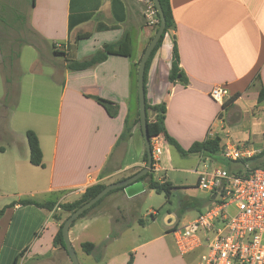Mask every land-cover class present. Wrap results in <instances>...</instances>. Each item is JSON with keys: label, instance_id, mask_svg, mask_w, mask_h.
Masks as SVG:
<instances>
[{"label": "crops", "instance_id": "crops-1", "mask_svg": "<svg viewBox=\"0 0 264 264\" xmlns=\"http://www.w3.org/2000/svg\"><path fill=\"white\" fill-rule=\"evenodd\" d=\"M14 1L27 8L30 31L27 42L31 48L37 45L40 53L25 61L19 80L18 110L25 114L19 122L23 136L12 129L9 119L0 120V178L17 190L30 188L28 193L32 196L45 194L56 203L55 210H60L59 205L73 196L77 200L87 188L111 184L115 178V182L121 181L144 167L146 148L140 147V138L142 141L144 138L139 127H133L128 140L121 141L120 137L127 119L136 117L133 65L141 59L156 27L145 24L144 5L139 0ZM171 9L176 22L174 34L180 68L189 84L169 81L173 40L167 35L149 70L147 101L153 105L166 104L167 131L185 150L196 142L220 136L213 130L218 121L224 120L225 112L242 103L247 108L248 133L244 139H234L238 132L228 126V141L261 152L264 143L258 142L261 139L264 142V101L259 102L260 91L264 89V0H171ZM84 35L90 37L77 41L78 36ZM125 36L132 41L130 53H109L104 62L83 71L69 70L65 55H61L63 60L58 63L56 58L52 63L43 62L44 48L54 50L59 45L58 52L85 61L105 45L115 44ZM216 85L228 88V101L236 98L226 111L223 104L210 97ZM26 94L38 96V101L32 103ZM93 97L117 104V115L110 117ZM28 130L39 138L43 167L30 163ZM134 145L139 147V153L129 160ZM171 159V150L167 149V161ZM142 193L131 197L124 189L113 193L101 203L99 212L105 215L118 211V201L133 200ZM20 194L22 191L17 193ZM52 214L33 205L8 208L0 219V264H15L17 256L27 248L20 264L29 259H36L38 264H67L68 253L53 244L60 223L51 218ZM101 215L77 222L70 229L73 246L76 240L80 241L79 236L73 237L74 233ZM119 224L129 231L130 223ZM176 224L174 216L171 225ZM164 239L165 235L146 240L122 255L111 253L109 259L100 258L97 263L128 264L129 254L133 257L132 264L198 263L200 251L180 256L175 244L169 247Z\"/></svg>", "mask_w": 264, "mask_h": 264}, {"label": "rangeland", "instance_id": "rangeland-1", "mask_svg": "<svg viewBox=\"0 0 264 264\" xmlns=\"http://www.w3.org/2000/svg\"><path fill=\"white\" fill-rule=\"evenodd\" d=\"M26 9L25 6L22 7L19 1L0 0V120L3 122V119H9L12 129L18 134H22V136L24 132L23 128L19 129V122L25 114L21 115L18 110L21 102L19 80L24 72L25 61L27 62L31 57H36L40 53L37 45H35L37 48H31L27 42L30 39L28 35L30 31L27 25L29 12H26ZM52 49L50 47L47 51L44 48L42 52L43 62L47 63L49 61L52 63L54 58H56L57 63L63 60L61 55L54 57V50ZM61 85L60 78L59 89ZM25 96L32 103L38 101V96L36 98L32 94H26ZM246 112L247 108L242 103H239L232 111L224 113V120L218 121L217 127L213 130L220 134L224 143L229 139L226 135L228 126L234 127V132L240 133L239 135L237 133L234 139L245 138L248 133L246 127L249 122ZM235 122L238 123L236 124ZM140 139V147L144 148L145 142L142 141V136ZM230 139L232 140L233 138L230 137ZM263 143L261 139L258 145ZM138 148L136 145L131 147L128 156L129 160L137 157ZM167 149L171 150V161H167ZM204 160L206 161H202L194 155L183 157L176 150L166 146L162 162L166 171L157 174L153 173V179L156 182L164 180L170 183L174 187L171 195L167 197L165 193L158 194L154 190L147 189L136 199H121L118 201V211L115 210L104 215V212H99L98 209L101 204L92 209L84 218L79 219L77 222H84L87 218L103 215L86 228L81 229L80 232L76 231L73 236L74 238L79 236L80 240L74 242L79 263L103 264L97 263L98 259L101 258L102 261H105L109 259L111 253L122 255L130 251L133 245L146 240L160 238L162 235L166 237L164 239L165 244L171 247L174 240L170 229L172 227L171 220L174 216L177 217V223L181 226L188 221L196 219L200 214L206 213L212 204L210 195L197 187L198 176L194 170L196 168L200 171L204 170V162L208 165V170L210 171L218 166L227 170L236 169L229 161L218 162L212 158H204ZM116 180L117 178L112 182L114 183ZM20 191H22V194L18 196L17 193H20ZM29 191H31L30 188L17 190L16 187L11 186L9 183L2 182L0 178V209L18 200L31 199L37 202H48L50 200L45 194L32 196L28 193ZM76 198V196H73L67 199L66 203L74 201ZM61 215L64 219L63 222H65L67 215L62 212ZM115 220H118V223H115ZM119 222L122 225L130 223L131 226H128L129 231L126 232V227L123 228ZM81 242L95 244L94 253L91 255L85 253L81 248ZM158 244H161V242ZM130 255L129 258L131 257ZM51 257L54 258L55 255ZM49 261L53 262L55 259H50ZM66 262L67 264H72L70 257H67ZM22 264L38 263L36 259H29L24 260Z\"/></svg>", "mask_w": 264, "mask_h": 264}, {"label": "built area", "instance_id": "built-area-1", "mask_svg": "<svg viewBox=\"0 0 264 264\" xmlns=\"http://www.w3.org/2000/svg\"><path fill=\"white\" fill-rule=\"evenodd\" d=\"M144 5L145 24L160 23L153 0H139ZM56 47H60L57 45ZM230 93L216 85L210 91L213 101L224 104ZM167 144L160 137L151 138L152 173L165 172L163 155ZM260 151L231 141L223 144L222 158L229 162L248 161ZM202 161L204 156H201ZM194 172L197 187L210 195L212 204L206 213L171 230L180 256L200 251L198 264H264V168L246 164L243 175L223 167ZM199 166V165H198ZM161 183L166 182L159 180Z\"/></svg>", "mask_w": 264, "mask_h": 264}, {"label": "trees", "instance_id": "trees-1", "mask_svg": "<svg viewBox=\"0 0 264 264\" xmlns=\"http://www.w3.org/2000/svg\"><path fill=\"white\" fill-rule=\"evenodd\" d=\"M162 6V9L165 14L166 18V30L165 33L163 34L161 40L159 41L157 47L153 51L151 57L149 58L146 66V71H145V92L147 95V80H148V74L149 70L152 64V61L157 54L158 50L162 47L163 42L166 38L167 35H170L172 40H173V56H172V64H171V69L169 72V81L171 83H181L184 86H187L189 84V80L184 73V71L180 68V57H179V50H178V44H177V37L174 34L176 30V22L172 13L171 9V0H159ZM159 16V14H158ZM160 19V16H159ZM160 26L159 25L156 27V31L158 30ZM72 25H71V30H72ZM90 37V35H84V36H78L77 41L83 38ZM132 48V41L128 36L123 37L119 42L115 44H107L103 47V49L97 51L95 55L90 58L89 60L85 61H78L75 59H70L68 54L60 53L56 49V46H54V51L55 54L57 55H65L66 56V62H67V68L71 71H83L86 70L92 66H95L99 63L104 62L107 59V56L109 53H130V50ZM145 51V50H144ZM144 53V52H143ZM141 60V59H140ZM135 63L133 65L132 69V76L134 80V91H135V98L137 102V111H136V117L135 119L129 118L127 119L126 127L124 133L121 135L120 140L121 141H126L128 140L131 135H132V130L133 127L138 126L140 132L142 133L141 129V121H140V113H139V99H138V89H137V83H138V65L139 62ZM109 114L110 117H115L118 113V106L117 104L109 101L102 99L100 97H93ZM236 100L234 97L230 101L224 103L222 105L223 111H226L228 107ZM264 101V89L260 91L259 94V102ZM146 108H147V122H148V129H149V135L151 138L153 137H160L168 146H171L173 149H175L181 156L187 157V156H204V158H212L218 162H226L222 158V152H223V140L220 136H215L213 138H208L207 140L203 142H196L194 143L188 150L183 149L180 144L168 133L167 128H166V113H167V106L165 103L158 104V105H153L150 102L147 101L146 98ZM152 115V116H151ZM222 115V113H221ZM27 136V141H28V146H29V153H30V163L35 166V167H43V152L41 150L39 138L37 134L32 131L28 130L26 132ZM147 152H145V155L143 157V163H147ZM236 169L234 170H228L232 174H238V175H243V169L246 164H250L251 167L254 168H264V147L262 151L255 156L254 158L246 161H238V162H231ZM141 170V169H140ZM138 170L137 172H139ZM135 172L134 174H136ZM133 174V175H134ZM123 178V180H125ZM141 181L146 182L148 189L156 191L158 194L165 193L167 197L171 195L172 190L174 187L168 183V182H156L153 179V173L150 172L146 176H144ZM106 187V184L99 183L94 186H91L87 188L84 193L80 195V197L70 203H65L61 204L58 206L60 210H55V202L54 201H48L46 203H40L35 200H19L18 202H14L11 205L5 206L2 209H0V219L3 217L5 214V211L8 208L15 207L16 205H21V206H30L33 205L37 208L40 209H46L49 212H52L51 218L57 222L60 223L58 233L55 236L54 239V246L57 248H61L64 251L65 249V244L63 240V235H62V227L64 224V219L61 215L62 213H65L67 217H69L72 213H74L77 209H79L81 206L89 202L91 199H93L95 196H97L104 188ZM123 189H118L115 191H112L109 193L106 197L111 195L112 193H116L119 191H122ZM104 197L101 201H99L96 205L85 211L79 218H84L92 209L96 208L99 204H101L104 199ZM77 220V221H78ZM75 221L72 225L71 228L77 223ZM178 224L175 225L177 227ZM170 233V232H168ZM82 250L87 253L88 255H91L94 253L96 249V245L91 243V242H83L81 244ZM28 249V248H27ZM27 249L23 250L16 258L15 264H20V259L23 257ZM67 252V251H66ZM133 257L131 256V259L129 260L128 264H132Z\"/></svg>", "mask_w": 264, "mask_h": 264}, {"label": "water", "instance_id": "water-1", "mask_svg": "<svg viewBox=\"0 0 264 264\" xmlns=\"http://www.w3.org/2000/svg\"><path fill=\"white\" fill-rule=\"evenodd\" d=\"M153 2L160 16V26L141 57V60L138 65V83H137L141 129L145 142V148H146L148 160L146 166H144L139 172H137L136 174H134L129 178H126L125 180H121L106 185V187L97 196H95L89 202L81 206L65 220L62 227V235L65 244V249L72 261V264H80V263L77 257L76 250L70 239V229H71V225L75 221H77L78 218L85 211L96 205L109 193L118 189H124L125 192L128 194V196L130 197L146 191L145 183L141 181V179L151 172V168L153 164V153L151 148V137L149 135L148 122H147L145 71L149 58L151 57L153 51L157 47L159 41L161 40L166 30V18L161 3L159 0H153Z\"/></svg>", "mask_w": 264, "mask_h": 264}]
</instances>
